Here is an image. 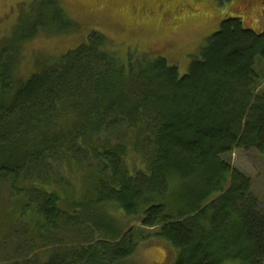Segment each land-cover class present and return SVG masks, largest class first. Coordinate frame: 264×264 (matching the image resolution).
I'll use <instances>...</instances> for the list:
<instances>
[{"label":"trees","instance_id":"1","mask_svg":"<svg viewBox=\"0 0 264 264\" xmlns=\"http://www.w3.org/2000/svg\"><path fill=\"white\" fill-rule=\"evenodd\" d=\"M49 2L54 26L70 22ZM219 28L184 75L160 56L123 59L96 31L29 79L16 63L26 40L1 47L0 187L25 197L44 244L58 240L45 264H126L136 244L109 205L159 227L175 264H264V208L222 158L240 147L264 153V30L237 14ZM129 147L144 169L127 166ZM62 165L92 170L83 200L46 188L63 182Z\"/></svg>","mask_w":264,"mask_h":264},{"label":"rangeland","instance_id":"2","mask_svg":"<svg viewBox=\"0 0 264 264\" xmlns=\"http://www.w3.org/2000/svg\"><path fill=\"white\" fill-rule=\"evenodd\" d=\"M57 1L70 22L54 26L55 18L46 13L49 0H0V49L4 47L12 53L26 40L16 58L17 70L24 79L88 42L93 31L103 33L123 59H128L129 52L152 58L160 56L177 66L179 73L184 75L227 15H240L256 32L264 30V0ZM34 35V39H26ZM256 71L259 74L256 89L260 93L264 91V62L258 60ZM222 158L251 179L253 193L260 208H264V153L240 147ZM127 166L131 170L146 167L140 155L134 154L130 147ZM92 168L97 170L94 165ZM60 169L63 182L53 181L46 188L58 192L62 198L83 200L90 191L89 181L94 179L90 167L73 166L71 169L62 165ZM24 202L25 197L10 193L9 186L0 187V264H45L57 245L55 239L48 240L47 245L41 241L42 234L38 236L34 229L37 221L32 220L30 208L23 207ZM108 208L116 214L115 221L119 222L121 233L131 232L136 244L126 264H175L178 250L156 235L159 227L149 228L136 218H127L124 211L113 205ZM61 236L64 243H71L67 236ZM70 237L78 239L77 235ZM223 264L240 262L228 260Z\"/></svg>","mask_w":264,"mask_h":264}]
</instances>
